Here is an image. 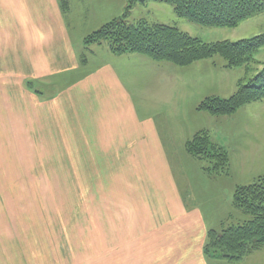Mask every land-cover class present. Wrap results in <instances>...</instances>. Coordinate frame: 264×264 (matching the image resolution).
Here are the masks:
<instances>
[{
    "label": "rangeland",
    "instance_id": "374dc122",
    "mask_svg": "<svg viewBox=\"0 0 264 264\" xmlns=\"http://www.w3.org/2000/svg\"><path fill=\"white\" fill-rule=\"evenodd\" d=\"M62 8L74 28L75 44L82 49L80 62L83 65L88 63L87 72L108 61L106 54L111 52L108 42L87 45V37L125 15L130 24L177 26L205 42L237 41L264 33V10L237 28H215L179 18L171 5L153 0H63ZM203 61L208 63L179 67L166 62L168 65H159L157 72L151 67L138 70L147 85L155 82L151 73H159V94L153 96L156 107L145 101V110L139 109L145 117L147 113L151 117L156 111L166 114L157 119L160 126L170 131L171 138L167 144L173 177L186 205L189 202L202 211L208 237L210 230L220 232L250 219L249 215L234 207L233 198L238 186L252 184L257 177L264 176V101L247 104L226 116H212L199 111L198 106L209 96L230 97L242 79L248 84L264 67V48L257 51L249 70L246 65L228 69L219 56ZM145 94L151 96L152 92L149 90ZM5 101L10 106L11 99L6 98ZM2 112L0 224H32L33 233L36 226H41L42 235L47 231L51 245L62 247V251L57 253L59 263L103 264L98 256L94 260L88 259L103 247V224L118 232L120 224H141L149 206L156 210L155 221L160 224H189L187 211L182 209L174 184L173 199L176 203H166L167 191L166 198L160 195L168 183L172 184L168 164L166 169L158 162L118 166L122 173L115 176L112 171L107 174L108 165H95L96 169L91 172L85 166L56 164L54 155L46 156L52 152L46 148L51 144L46 139L49 134H41L38 124L25 126L22 119L15 123L11 111V117L6 111L4 114L8 117H4ZM203 131L210 135L215 145L228 151L230 167L227 172L215 174L208 169L212 166L209 161L199 160L187 152V142ZM46 160L47 164L41 162ZM72 224H78L80 232L79 238L74 237V245ZM86 224L92 230L97 227L95 242L88 240ZM199 233L201 245L205 247L207 240L204 244L202 228ZM56 236L58 244H55ZM223 262L264 264V248L242 261ZM213 264L219 263L213 261Z\"/></svg>",
    "mask_w": 264,
    "mask_h": 264
},
{
    "label": "crops",
    "instance_id": "0c3cea01",
    "mask_svg": "<svg viewBox=\"0 0 264 264\" xmlns=\"http://www.w3.org/2000/svg\"><path fill=\"white\" fill-rule=\"evenodd\" d=\"M73 30L62 0H0L2 115L8 117L11 111L15 123L22 119L25 126L38 124L41 134H49L46 139L51 144L46 148L52 152L46 156L54 155L56 164L85 166L91 172L95 165H108L107 174L112 171L115 176L122 173L118 166L158 162L164 169L168 164L173 177L167 144L170 131L157 119L166 114L156 111L145 117L139 109H144L145 101L156 107L159 73H154L168 63L108 52V61L87 72L88 63L80 62L82 49L75 44ZM198 63L208 62L189 67ZM150 67L155 70L151 73L155 84L147 85L138 70ZM149 90L151 96L145 94ZM6 98L12 105L8 106ZM172 179L160 195L164 199L167 191L166 203H176L174 184L189 224H160L155 221L156 210L149 206L141 224H120L119 232L103 224V247L88 259L98 256L103 264H223L226 260L205 255L199 230L204 232L205 244L208 229L202 211L197 205H186ZM72 225L74 245L80 232L78 224ZM84 228L88 240L95 242L97 227L92 230L86 224ZM41 229L36 226L33 233L32 224H0V264H63L57 257L62 247H53L47 231L42 235Z\"/></svg>",
    "mask_w": 264,
    "mask_h": 264
},
{
    "label": "trees",
    "instance_id": "16d2710c",
    "mask_svg": "<svg viewBox=\"0 0 264 264\" xmlns=\"http://www.w3.org/2000/svg\"><path fill=\"white\" fill-rule=\"evenodd\" d=\"M153 1L171 5L179 18L215 28H237L264 10V0ZM102 42H108L115 55L139 54L179 67H189L219 56L228 69L246 65L249 70L257 51L264 48V33L237 41L205 42L177 26L130 24L125 15L107 23L85 41L87 45ZM261 101H264V67L248 84L243 79L239 81L238 89L230 97H207L198 110L212 116H226L247 104ZM186 150L199 160L209 161L212 166L208 169L215 174L229 170L228 151L215 145L207 132L197 133L187 142ZM233 204L250 219L223 228L220 232L210 230L204 247V253L209 258L237 262L264 248V176L257 177L252 184L238 186Z\"/></svg>",
    "mask_w": 264,
    "mask_h": 264
}]
</instances>
